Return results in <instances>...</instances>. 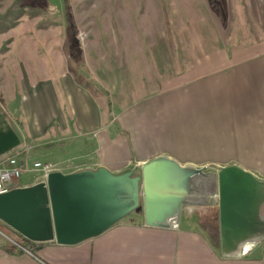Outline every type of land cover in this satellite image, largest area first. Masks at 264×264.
<instances>
[{"label":"crops","instance_id":"1","mask_svg":"<svg viewBox=\"0 0 264 264\" xmlns=\"http://www.w3.org/2000/svg\"><path fill=\"white\" fill-rule=\"evenodd\" d=\"M259 5L264 26V0ZM47 67L35 83L10 74L3 85L0 168L15 155L24 167L13 188L39 183L32 164L62 157L65 144L80 140L104 152L97 168L83 171L118 175L135 163L143 173L157 163L174 176L193 171L210 190L170 189L152 225L143 212L132 213L74 246L30 242L0 221V264H258L252 251L264 248V38L249 49L206 52L183 82L142 99L127 93L118 103L107 89L108 99L74 73Z\"/></svg>","mask_w":264,"mask_h":264},{"label":"rangeland","instance_id":"2","mask_svg":"<svg viewBox=\"0 0 264 264\" xmlns=\"http://www.w3.org/2000/svg\"><path fill=\"white\" fill-rule=\"evenodd\" d=\"M259 3L0 0V108L4 106L3 85L10 74L32 84L41 79L47 66L67 75L74 73L107 99L110 91L115 103L127 93L141 99L155 96L192 76L193 67L201 65L206 52L249 49L264 38ZM16 82L13 78L15 87ZM78 141L65 144L67 154L46 164L70 174L97 168L104 160L103 148ZM122 142L119 137L117 143ZM134 165L121 167L118 174L134 170V176L141 175ZM174 173L182 183L171 191L209 192L211 183L201 176L192 177L193 171ZM252 254L258 264H264V248Z\"/></svg>","mask_w":264,"mask_h":264},{"label":"water","instance_id":"3","mask_svg":"<svg viewBox=\"0 0 264 264\" xmlns=\"http://www.w3.org/2000/svg\"><path fill=\"white\" fill-rule=\"evenodd\" d=\"M157 163L141 175L105 168L71 174L50 172L32 186L0 194V221L33 243L74 246L95 238L132 213L147 225L166 209L164 183L178 181Z\"/></svg>","mask_w":264,"mask_h":264},{"label":"built area","instance_id":"4","mask_svg":"<svg viewBox=\"0 0 264 264\" xmlns=\"http://www.w3.org/2000/svg\"><path fill=\"white\" fill-rule=\"evenodd\" d=\"M17 157L18 155L13 156L7 161L6 165L0 168V194L13 189L15 182L24 172L23 164L19 163ZM30 171L40 176V182L46 178L47 174L54 172L52 165L39 162L33 163Z\"/></svg>","mask_w":264,"mask_h":264},{"label":"flooded vegetation","instance_id":"5","mask_svg":"<svg viewBox=\"0 0 264 264\" xmlns=\"http://www.w3.org/2000/svg\"><path fill=\"white\" fill-rule=\"evenodd\" d=\"M168 188H169V189H173V188H174V187L172 186V183H171V182L169 183Z\"/></svg>","mask_w":264,"mask_h":264}]
</instances>
